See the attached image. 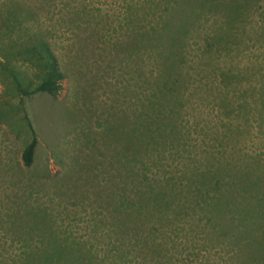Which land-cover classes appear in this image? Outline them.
<instances>
[{
    "label": "rangeland",
    "instance_id": "1",
    "mask_svg": "<svg viewBox=\"0 0 264 264\" xmlns=\"http://www.w3.org/2000/svg\"><path fill=\"white\" fill-rule=\"evenodd\" d=\"M51 3L57 13L45 24L52 30L50 37L66 78L57 97L37 94L28 101L29 121L39 139L30 167L22 161V151L32 139L29 122L24 110L17 108L18 96L0 68V264L241 263L238 258L230 260L233 255L220 245L205 250L201 236L188 233L191 228L186 223L180 222L178 227L187 228L171 237L173 228L166 221L139 217L135 222L129 217L128 223H122L121 206H107V199L100 206L93 194L81 192L90 183L80 184L92 173L97 177L94 183L99 180L94 169H100L101 161L118 162L115 154L123 147L118 129L127 124L126 113L136 103L138 84L154 65L143 50L137 63V34L155 28L153 38L177 35L186 54L182 66L187 69L198 62L189 68L199 75L202 70L204 80V72L210 80L231 68L251 72L264 65V0ZM187 5L195 12L189 13ZM70 9L91 14L70 21L65 12ZM146 50L155 54L154 59L161 52L157 44H148ZM139 68L146 70L141 77ZM252 79L255 83L259 78ZM251 135L245 136L242 151L261 152L249 142ZM112 171L107 163L104 175ZM76 184L82 187L77 190Z\"/></svg>",
    "mask_w": 264,
    "mask_h": 264
},
{
    "label": "trees",
    "instance_id": "2",
    "mask_svg": "<svg viewBox=\"0 0 264 264\" xmlns=\"http://www.w3.org/2000/svg\"><path fill=\"white\" fill-rule=\"evenodd\" d=\"M33 1L0 0V68L32 132L22 151L28 167L39 143L29 121L28 101L37 94L57 97L66 78L50 37L52 30L45 24L57 13L56 5L52 0ZM187 11L195 9L187 5ZM65 12L70 21L91 14ZM141 31L137 63L143 50L154 65L138 84L136 103L126 113L127 124L118 129L123 147L115 154L117 164L101 161L100 169H94L99 180L94 183L96 173L85 178L80 185L91 186L82 194L90 192L100 206L104 199L107 206H121L122 223H128L129 217L135 222L139 217L166 221L173 228L170 237L179 236L178 231L187 227L178 225L186 223L191 228L188 233L201 236L205 250L220 245L233 255L230 260L259 264L264 260V65L251 72L239 67L223 70L212 80L204 72V80L202 70L198 69L199 75L190 69L198 62L187 69L182 66L186 54L177 35L162 34L163 40H155V28ZM148 44L161 48L157 59L146 50ZM145 71L139 68L138 76ZM252 77L259 79L254 83ZM247 134H252L249 142L261 152L242 151ZM107 163L113 171L104 175ZM80 185H75L77 190Z\"/></svg>",
    "mask_w": 264,
    "mask_h": 264
}]
</instances>
